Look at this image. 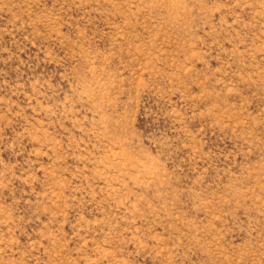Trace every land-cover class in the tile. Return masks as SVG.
<instances>
[{"label": "rangeland", "instance_id": "rangeland-1", "mask_svg": "<svg viewBox=\"0 0 264 264\" xmlns=\"http://www.w3.org/2000/svg\"><path fill=\"white\" fill-rule=\"evenodd\" d=\"M0 264H264V0H0Z\"/></svg>", "mask_w": 264, "mask_h": 264}]
</instances>
